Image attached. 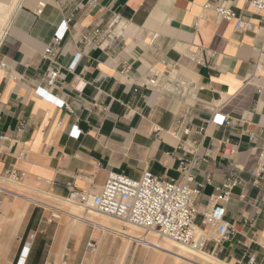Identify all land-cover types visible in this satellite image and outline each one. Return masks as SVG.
Wrapping results in <instances>:
<instances>
[{
  "label": "crops",
  "instance_id": "obj_1",
  "mask_svg": "<svg viewBox=\"0 0 264 264\" xmlns=\"http://www.w3.org/2000/svg\"><path fill=\"white\" fill-rule=\"evenodd\" d=\"M222 3L250 28L237 30L204 9ZM113 14L125 22L122 36L111 47L88 45ZM64 24L56 52L44 58ZM200 50L216 55L199 65L192 56ZM54 71L58 77L49 84L45 78ZM167 71H173L169 80L192 84L193 96L178 99L143 87ZM213 113L229 125L210 123ZM181 119L206 127L199 149L205 159L188 183L203 185L195 225L201 227L214 188L228 178L239 182L222 204L233 235L220 244L210 240L206 253L230 264H250V258L264 264V183L250 176L264 141V14L247 0H0V134L8 139L0 145V175L13 167L49 180L58 199L72 182L97 192L110 172L138 179L149 171L181 181L184 153L169 134ZM41 222L29 211L9 264L54 263L61 237L39 229ZM66 239L67 263L85 264L91 238L81 239L77 251L74 234Z\"/></svg>",
  "mask_w": 264,
  "mask_h": 264
},
{
  "label": "built area",
  "instance_id": "obj_2",
  "mask_svg": "<svg viewBox=\"0 0 264 264\" xmlns=\"http://www.w3.org/2000/svg\"><path fill=\"white\" fill-rule=\"evenodd\" d=\"M247 1L254 12L264 14V0ZM39 7L42 5L40 4ZM204 9L212 10L224 22L233 23L237 30L250 28V25L241 20L225 3L214 8L204 6ZM40 11L39 9L36 12L39 14ZM125 27L122 18L118 14H113L105 28L95 30L93 40L86 41V43L88 45L96 43L97 46L103 48L111 47L122 36ZM62 28L56 32L52 43L45 49L44 58L48 59L56 52L57 45L66 32V25L64 24ZM215 55L213 51L200 50L192 56V59L199 65H207ZM78 59L79 55H76L75 62ZM172 72L167 71L162 75L153 74L152 78L143 84V87L158 90L178 99L193 96L192 84L184 85L176 80H169ZM159 76L161 80H159ZM57 77L58 72L54 71L45 78V81L52 84ZM48 99L51 100L50 97ZM60 107L65 106L61 103ZM210 123L229 125V121L225 117H220L216 113L212 114ZM21 129L22 126L18 128V131ZM159 132L160 130L156 128V136ZM169 134L178 141V149L184 153V156L179 159L177 168V172L182 176L181 181L163 180L149 171L143 172L138 179H131L123 174L110 172L103 186L95 193L80 190L74 182L67 184L65 186L67 192L65 199L83 208H91L99 215L107 216L144 231H154L161 237L192 251L206 252V244L210 240L220 244L228 241L233 235L232 227L223 221L224 209L222 204L228 200L231 190L239 182L234 178H228L214 188L201 212V227L196 226L194 223L197 212L195 202L201 195L203 185L198 184L195 188H191L188 183L192 180L194 168L205 159L204 156L199 155V149L206 135V127L197 128L186 125L181 119L175 123ZM72 135L78 137L76 128L72 131ZM7 140V137L0 134V145ZM250 140L253 143L257 141L254 135L250 136ZM23 157L24 152L20 151L19 158ZM250 176L255 184L264 183V141L258 146L257 165L250 172ZM25 177L24 172L13 167L6 169L0 175V179L12 183H18ZM35 180L43 182L48 187L51 184L49 180L41 177H35ZM210 181L209 177L205 178V184H209ZM0 194L14 196L13 192L4 188H0ZM68 258L69 253L65 252L62 257V264H68ZM249 262L253 264V258H250Z\"/></svg>",
  "mask_w": 264,
  "mask_h": 264
},
{
  "label": "rangeland",
  "instance_id": "obj_3",
  "mask_svg": "<svg viewBox=\"0 0 264 264\" xmlns=\"http://www.w3.org/2000/svg\"><path fill=\"white\" fill-rule=\"evenodd\" d=\"M6 26L7 24L2 28L4 31ZM0 188H4L7 190L12 189L11 191L15 193H19L22 191L21 194L20 193L19 194L23 195V197L32 198L38 201V202L34 201L32 203H27V209L21 221L20 230H17L14 236H12V238L11 237L10 239L0 238V247L3 245L2 248H0V255H1L0 264H7V263L9 264V260L11 259L12 254L15 252L17 248L19 238L21 237L23 232L22 223L24 222L26 216L31 210H34V215L35 217H37V219L42 220L39 229L46 228L49 235L55 233L61 237L59 244L55 250L53 264H62V257L66 252L65 249H66V244L68 242L66 237L67 234L69 233L68 222L70 218L67 216V212L69 206L72 207L74 204L68 202L66 199L54 198L49 193L48 190L49 187L45 185L43 182L36 181L35 178L25 177L22 181L18 183H12L7 180L0 179ZM42 192L49 195L46 196L42 194ZM0 196L2 201V203L0 204V225H1L0 235H1L4 232L3 229L4 226L6 225L5 222L6 223L9 222L13 218L12 217L13 211L11 209L12 206H14L16 202H22V203H26V202L22 199L15 198L14 196H6L2 194H0ZM64 200L67 202H65ZM81 209L84 210L85 208L82 207ZM83 210L81 211V215L86 217L85 215L86 211ZM98 217L102 219H108L103 217L102 215ZM110 221L116 224L117 226H119L120 228L129 229V226H127L126 223H122L119 221L117 222L116 220L113 219H110ZM79 223L80 222H77V224ZM80 224L79 225L82 226V229L79 232L77 231L76 233H74V237L76 238V244H77L76 251L81 239L85 238L86 240L85 244H86L88 243L87 240L91 238L92 240L91 244L93 245L88 248L87 254L84 257L85 264H149L150 255L152 254L151 252H153V250L144 248L142 245L137 244L136 242H129L119 236L112 234L111 232L110 234L108 232H104L103 230H97V228H94L88 223L86 224L80 223ZM65 230H67V232H65ZM144 232L145 231H143V233ZM62 233L63 236H61ZM148 252L151 254L148 255ZM120 254L121 256H119ZM72 258H74V256ZM117 259H119L120 261ZM164 264L167 263L165 262Z\"/></svg>",
  "mask_w": 264,
  "mask_h": 264
},
{
  "label": "bare ground",
  "instance_id": "obj_4",
  "mask_svg": "<svg viewBox=\"0 0 264 264\" xmlns=\"http://www.w3.org/2000/svg\"><path fill=\"white\" fill-rule=\"evenodd\" d=\"M23 186H25V185H23ZM11 192H13V191H11ZM21 192H19V193L21 194ZM13 193H14L15 198L22 199L26 203L16 202L15 205L12 206L11 209L13 211V215H12L13 218L11 219V221H9L7 223L5 222L6 225L4 226V229H3L4 232L0 235L1 239H10V237L12 238V236H14V234L19 229V225H20V223H21V221L25 215L26 209H27V203H32L34 201L38 202L32 198H25V197H23V195H20L19 193H15V192H13ZM42 194H44L46 196L49 195V194H46L43 192H42ZM65 202H67V201H65ZM81 208H82V206H79L76 204H74L72 207L69 206V209L67 212V216L70 218V220L68 222L69 233L74 234L77 231L79 232L82 229V226H80L81 225L80 223H85V224L88 223L89 225L93 226L94 228H97V230H103L104 232H108V233L111 232L112 234L119 236V237H121V238H123L129 242H136L137 244L142 245L144 248L153 250V252H151L152 254L148 252V255L151 254L149 264H164L165 262L167 264H230V263H225L223 261H220V260L216 259L215 257L211 256L210 254H208L206 252L192 251L185 246L179 245V244H177V243H175V242H173L167 238L161 237L158 233H156L154 231H145L143 233L144 230L138 229V228L133 227L129 224H126L127 226H129V229L128 228L127 229L120 228L119 226H117L116 224H114L110 221L111 218H108L107 216L102 215L103 217L108 218V219H102V218L98 217L100 215H98L96 212H94L91 208H85L84 210ZM82 210L86 211V213H85L86 217L81 215ZM77 222H80L79 223L80 225L77 224ZM65 232H67V230H65ZM61 236H63V233ZM4 243H5V241H4ZM2 246L0 248H2ZM4 246H6V245H4ZM124 251H126V250H124ZM124 251H123V253H124ZM121 253H122V251H121ZM119 256H121V254ZM2 258H4V257H2ZM117 260H119V259H117Z\"/></svg>",
  "mask_w": 264,
  "mask_h": 264
}]
</instances>
